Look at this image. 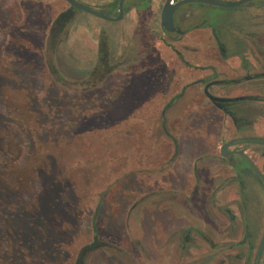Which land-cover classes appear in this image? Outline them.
I'll list each match as a JSON object with an SVG mask.
<instances>
[{
  "label": "flooded vegetation",
  "instance_id": "obj_1",
  "mask_svg": "<svg viewBox=\"0 0 264 264\" xmlns=\"http://www.w3.org/2000/svg\"><path fill=\"white\" fill-rule=\"evenodd\" d=\"M62 1L65 10L51 20L45 41L49 70L53 64L47 58L61 55L68 35L76 38L77 51L95 60L80 80L59 76L61 86L79 90L78 85L95 87L117 71L137 72L151 51L173 66L151 82L164 100L156 119L172 147L126 195L132 203L123 224L126 230L132 225V234L101 240L94 233L76 264L97 251L118 264H254L264 237V142L237 140H264V0L235 7L187 0H72L108 19ZM167 5L172 11L164 25ZM194 6H245L249 23L194 22L203 15ZM73 10L114 25L83 18L87 33L77 34ZM222 30L228 32L223 37ZM144 33L151 47H162L150 50ZM86 42L92 45L84 47ZM108 213L107 220L94 222L93 231L111 223L110 203ZM257 264H264V246Z\"/></svg>",
  "mask_w": 264,
  "mask_h": 264
},
{
  "label": "rangeland",
  "instance_id": "obj_2",
  "mask_svg": "<svg viewBox=\"0 0 264 264\" xmlns=\"http://www.w3.org/2000/svg\"><path fill=\"white\" fill-rule=\"evenodd\" d=\"M194 7L203 11L194 22L249 23L245 6ZM63 10L62 0H0V264H76L94 233L101 240H126L133 229L123 224L132 203L126 195L172 147L156 119L164 100L151 82L173 66L167 68L151 51L137 72L117 71L95 87L78 85L79 90L61 86L60 77L80 80L95 60L77 51L76 38L68 35L61 55L47 58L53 64L49 70L47 31ZM73 11L77 34L87 33L83 18L114 25ZM144 36L150 50L161 46L151 47ZM109 203L111 223L93 231L94 222L109 215ZM116 261L97 251L83 264Z\"/></svg>",
  "mask_w": 264,
  "mask_h": 264
},
{
  "label": "water",
  "instance_id": "obj_3",
  "mask_svg": "<svg viewBox=\"0 0 264 264\" xmlns=\"http://www.w3.org/2000/svg\"><path fill=\"white\" fill-rule=\"evenodd\" d=\"M66 1H67L68 3H70L72 6H74V7H76V8H79V9H81V10L87 11V12H89V13H91V14L97 16V17L104 18V19H108V18H107L106 16H104L103 14H100V13H97V12H95V11H92V10H90V9H88V8L82 7V6L78 5V4H76L75 2H73L72 0H66ZM203 1H204V2H207V3H209V4H216V5L223 6V7H235V6H238V5H240V4H242V3L246 2V1H251V0H241V1H239V2H235V3L214 2V1H209V0H187L186 2H203ZM184 3H185V2H184ZM169 11H170V12L172 11V7H168V5L165 6V8H164V12H163V17H162V19H163V24H164L165 14H166V13L169 14V13H170ZM169 16H170V14H169ZM164 25H165V24H164ZM237 141L264 142L263 139H259V138H252V139H245V140H237ZM263 246H264V237H263V240H262V242H261V244H260V247H259V249H258V251H257L256 257H255V259H254V264H257L258 259H259V256H260V254H261V252H262Z\"/></svg>",
  "mask_w": 264,
  "mask_h": 264
},
{
  "label": "trees",
  "instance_id": "obj_4",
  "mask_svg": "<svg viewBox=\"0 0 264 264\" xmlns=\"http://www.w3.org/2000/svg\"><path fill=\"white\" fill-rule=\"evenodd\" d=\"M79 258H82L81 255L79 256Z\"/></svg>",
  "mask_w": 264,
  "mask_h": 264
}]
</instances>
